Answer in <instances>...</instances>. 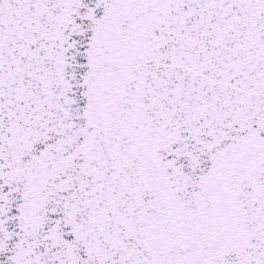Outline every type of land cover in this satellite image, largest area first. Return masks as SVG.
<instances>
[{"label": "snow or ice", "instance_id": "obj_1", "mask_svg": "<svg viewBox=\"0 0 264 264\" xmlns=\"http://www.w3.org/2000/svg\"><path fill=\"white\" fill-rule=\"evenodd\" d=\"M0 264H264V0H0Z\"/></svg>", "mask_w": 264, "mask_h": 264}]
</instances>
